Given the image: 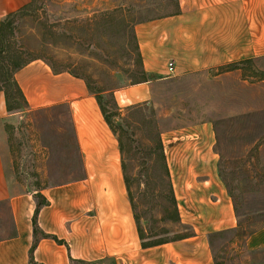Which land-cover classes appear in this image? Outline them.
Segmentation results:
<instances>
[{"label":"crops","instance_id":"1","mask_svg":"<svg viewBox=\"0 0 264 264\" xmlns=\"http://www.w3.org/2000/svg\"><path fill=\"white\" fill-rule=\"evenodd\" d=\"M32 3L0 0V27ZM176 6L172 15L136 25L148 81L114 93L122 110L148 104L155 88L171 78L202 84L199 74H205L206 89L198 92L213 100L216 91L232 93L231 77L246 85L247 65L264 69V0H176ZM216 79L227 87L216 89ZM16 81L27 101L21 114L8 111L0 92V218L12 228L0 239V264H216L211 237L236 230L239 219L221 175L213 120L200 118L161 132L181 221L191 233L144 248L119 138L86 80L37 59L17 72ZM26 114L60 126L58 155V146L53 150L40 134L45 164L76 166L70 177L61 178L65 182L28 187L17 178L7 129ZM40 177L49 181L50 173ZM247 249L264 253V226L247 240Z\"/></svg>","mask_w":264,"mask_h":264},{"label":"rangeland","instance_id":"2","mask_svg":"<svg viewBox=\"0 0 264 264\" xmlns=\"http://www.w3.org/2000/svg\"><path fill=\"white\" fill-rule=\"evenodd\" d=\"M176 7V0H33L10 19L9 50L18 63L41 59L58 72L83 78L91 92L102 98L117 130V124L125 126L133 194L142 227L152 240L169 242L191 233L173 221L168 180L157 150L158 133L200 118L213 120L221 175L239 219L238 230L213 240L215 259L218 264H255L264 259V253L247 249V240L264 226V69L260 64L257 69L245 67V86L231 77L232 93L216 91L213 100L198 92L206 89L205 74H199L202 84L190 79L166 80L155 88L148 104L122 110L115 98L120 89L148 79L139 62L136 25L172 15ZM224 87L216 79L215 88ZM132 108L138 109L129 112ZM20 117L7 129L17 157V178L28 187L65 182L61 178L70 177L76 166L45 164L40 134L45 133L55 150L63 144L58 140L60 126L45 118L38 121L33 114ZM60 153L58 146L56 154ZM47 172L49 181H41V174ZM11 229L0 218V239L9 237Z\"/></svg>","mask_w":264,"mask_h":264},{"label":"trees","instance_id":"3","mask_svg":"<svg viewBox=\"0 0 264 264\" xmlns=\"http://www.w3.org/2000/svg\"><path fill=\"white\" fill-rule=\"evenodd\" d=\"M14 15H16V14H14ZM14 15L9 16L2 23V25L0 27V92L5 94L6 102H7V108H8V111L11 113H13L15 111H24L27 107L26 98H25L21 88L19 87L17 81H16V74L19 70H21L23 67H25L26 65H28L30 63V62L18 63L17 62L18 57L13 56L11 54V51L9 50V39L12 35V27H13V24L10 21V19ZM136 40H137V37H136ZM137 51H138L139 62H140V65L142 66V73H143L144 77H146L147 74H146V71L144 70L142 56H141L139 47H137ZM236 67L237 66H231L230 69H236ZM56 72H58V71H56ZM146 81H148V79H145L143 82H146ZM143 82H140V83H143ZM97 99H98L100 107L104 113L106 121L108 122V124L110 125V127L112 128L114 133L119 138L120 147H121L122 156H123V169H124L128 194H129V197H130V200L132 203V207H133V210L135 213V218H136V223L138 225L140 238L143 242L142 245L144 248H151V247H155V246H158V245H161L164 243H168V241L152 240L151 238H149L147 236V231L142 227V222H141L142 219H141V216L138 212L137 204L135 202L133 189H132L133 179L131 178L130 173H129L130 151H128V148H130V144L127 145L125 142L124 135L127 134V133H125L126 132L125 126H123V125L120 126L119 124H117L118 127H120L119 128L120 131H118L117 128L114 126V123L112 120L113 116H110V113L106 110V107L102 103V98L97 97ZM137 109L138 108H132V109H129L128 111L132 112V111H135ZM157 150L160 152V156H161V159L163 161V165H164V169H165V176L168 180L169 192H170L169 198H170L171 204L173 206V221L176 224L183 225L182 221H181L179 209H178L177 199H176L174 189H173V183H172V179H171L170 170H169V167L167 164L164 144L162 141V134L160 132L158 133V138H157ZM43 204H44L43 202H40L38 204V208H37L36 214L34 216V227H35L36 234L38 232V223H37L38 214H39L40 208ZM227 232H232V231H226V232H222V233L213 235L211 237V243H213V240L217 236L222 235V234L227 233ZM183 238L184 237L179 238L177 240H180ZM174 241H176V240H174ZM212 247H213V244H212ZM216 264H218L217 261H216Z\"/></svg>","mask_w":264,"mask_h":264},{"label":"built area","instance_id":"4","mask_svg":"<svg viewBox=\"0 0 264 264\" xmlns=\"http://www.w3.org/2000/svg\"><path fill=\"white\" fill-rule=\"evenodd\" d=\"M169 71H170L171 74L174 73V64H173V63H171V64L169 65Z\"/></svg>","mask_w":264,"mask_h":264}]
</instances>
